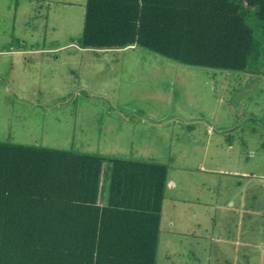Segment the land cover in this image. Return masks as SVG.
<instances>
[{"label":"rangeland","instance_id":"rangeland-1","mask_svg":"<svg viewBox=\"0 0 264 264\" xmlns=\"http://www.w3.org/2000/svg\"><path fill=\"white\" fill-rule=\"evenodd\" d=\"M44 1L0 0V36L25 39L29 48L45 38L79 43L87 0H75V16L66 22L52 19L61 12L55 2L48 21L50 0ZM250 24L263 62L264 36L255 18ZM107 54L91 70H70L63 58L56 63L37 54L2 58L0 142L143 160L127 126L111 152L102 119L160 120L151 159L168 164L175 187L166 191L157 264H215L214 257L234 252L235 241L238 257L246 248L251 264H264V76L186 66L139 47ZM235 209L245 219L241 231L228 220ZM245 226L250 247L241 235Z\"/></svg>","mask_w":264,"mask_h":264},{"label":"trees","instance_id":"trees-1","mask_svg":"<svg viewBox=\"0 0 264 264\" xmlns=\"http://www.w3.org/2000/svg\"><path fill=\"white\" fill-rule=\"evenodd\" d=\"M264 0H87L79 45L264 76ZM168 167L0 142V264H157Z\"/></svg>","mask_w":264,"mask_h":264},{"label":"crops","instance_id":"crops-1","mask_svg":"<svg viewBox=\"0 0 264 264\" xmlns=\"http://www.w3.org/2000/svg\"><path fill=\"white\" fill-rule=\"evenodd\" d=\"M53 2H55L58 7H60V11L58 12V15L52 19H56L57 22H62L63 20L66 22L67 20L70 21L71 15L75 16V9H76V1L75 0H50L49 1V7H48V15H47V19L49 21V12L51 11L50 6L52 4H54ZM42 3H45L44 0H37V4L41 5ZM86 4V3H85ZM84 11L86 9V5L83 4ZM57 12V11H56ZM55 14V13H54ZM85 14V12H84ZM85 18V17H84ZM63 19V20H62ZM9 27H11V24L9 25ZM70 38L65 40L64 42H60L61 40L59 39H42V40H32L31 44H30V48L29 43L25 40V39H14L11 35H2L0 36V60H2V58H12L14 56L16 57H26L28 56V54H37V56H39L40 58H42L43 61L45 60H49V59H53L54 62L59 63L61 61V59L63 58L64 62L66 61V65L68 66V68L70 70L74 69L77 70V68H82V69H93L94 67H100L99 65H97L96 63H98V61H100L102 58L107 61L109 58V54H107L108 52H99V53H95L92 50H88V49H83L80 47L79 43L75 44V42L69 43L70 42ZM70 48H74L76 50H78L77 52H68V53H62L60 54L61 51H66ZM129 48H135V46L129 47ZM135 55H130L129 57H134ZM48 58V59H47ZM83 62H86L85 64ZM105 69L108 68V65L105 64ZM103 68V66H101V69ZM103 84H106V82H104ZM87 85H82V88L84 90H86ZM88 88V87H87ZM102 131L105 135H108V139L110 138L111 143L109 144L112 148H111V152H115V149H113V147H121V144L115 145L114 143L117 142V139H120L121 136H124L125 133V126H127V131L132 133L133 135L137 136L136 137V142L137 145L134 147V152L136 154H140L139 156H147L148 159H132V160H138V161H151V162H159V163H163L168 167V172H169V166L167 163L161 162V161H155V159H151L153 158L152 156L154 152H152L151 148L153 146V144L157 143V138L155 139L152 135L153 133V128H156L155 126H157L158 122H160V120H156L155 118H147V117H130V116H119L116 117L115 119H102ZM171 120V119H170ZM85 121V120H84ZM88 122V120H86ZM83 123V122H82ZM178 130V129H176ZM181 130V134L183 132V129ZM182 135H180L181 137ZM152 137V138H151ZM177 137V136H176ZM179 137V138H180ZM124 141V140H123ZM127 141V140H126ZM176 143H179L178 138L176 139ZM165 142V141H164ZM166 145V144H164ZM60 150V149H59ZM132 150V151H133ZM86 154V153H84ZM130 153H128L129 155ZM96 155V154H94ZM103 156V155H100ZM109 156V155H108ZM122 156V157H120ZM124 154H115L113 156H109V157H120V158H124V159H130L127 157H124ZM105 157V156H104ZM169 174V173H168ZM167 189H172L175 187V182L169 178V176L167 177ZM165 197H166V192H165ZM165 201V199H164ZM239 202V207L243 208L245 206H243L245 204V202L241 199L238 201ZM164 205V204H163ZM233 208H236L234 204L231 205ZM245 209V208H244ZM241 212V211H240ZM235 217H229L228 220L229 221H234L235 227L237 231H241L243 225L242 222L243 217L241 218L240 216H237L238 214V210L235 209ZM239 215V214H238ZM247 216V215H246ZM248 217H250L248 215ZM162 223H163V211H162V220H161V228H162ZM182 225V224H181ZM184 225H182L183 227ZM264 226H262L261 228H263ZM174 227V223L171 222L170 227H168L169 229V233H175L173 231ZM248 228L249 226H245L244 230L245 232H243L242 238H245V245L247 247H250V240L251 238L247 237L246 235L248 234ZM162 231V229H161ZM177 234L180 235H185L186 233L182 231H178ZM161 235V233H160ZM221 236L219 237L220 240ZM248 238V239H246ZM234 243H236L234 245V252L231 254L230 252H228V256H216L213 258V261H215V264H220L222 261H224L227 264H251V251L247 250L245 248V253L243 255H241L243 257V259H241L240 257L237 256V245L240 243H238V241H235ZM233 244V242H232ZM246 246H242L243 248ZM261 253H264V245H263V249L261 250ZM209 259H211V255L209 256ZM210 264V263H208Z\"/></svg>","mask_w":264,"mask_h":264}]
</instances>
